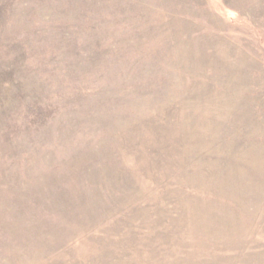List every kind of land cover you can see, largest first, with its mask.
I'll return each instance as SVG.
<instances>
[{
  "label": "rangeland",
  "instance_id": "1",
  "mask_svg": "<svg viewBox=\"0 0 264 264\" xmlns=\"http://www.w3.org/2000/svg\"><path fill=\"white\" fill-rule=\"evenodd\" d=\"M0 264H264V0H0Z\"/></svg>",
  "mask_w": 264,
  "mask_h": 264
}]
</instances>
